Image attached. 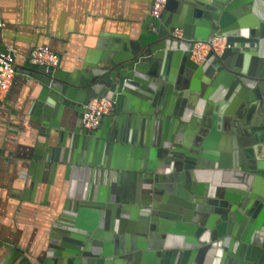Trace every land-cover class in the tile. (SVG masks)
I'll return each instance as SVG.
<instances>
[{"label": "water", "instance_id": "obj_1", "mask_svg": "<svg viewBox=\"0 0 264 264\" xmlns=\"http://www.w3.org/2000/svg\"><path fill=\"white\" fill-rule=\"evenodd\" d=\"M198 1L199 7H192L186 0H168L162 16H149L139 30L110 33L121 39L116 54H106L99 44L72 71L62 66V58L58 67L30 60L37 47L55 51L50 44L36 46L19 63L0 29V56L9 54L16 75L24 74L41 88L29 110V122L35 123L30 128L36 130L31 167L48 171L47 191L63 169L69 182L65 209L46 246L38 253L8 247L0 252L1 264H127L121 257L129 253L130 264L264 263L259 147L251 150L252 158L232 161L221 149H207L200 137L193 142L197 161L188 166L189 144L175 130L187 127L189 115L196 119L202 100L218 128L242 104L252 108L255 118L251 123L236 118L241 125L247 122L249 136L255 137L252 145L264 143V0ZM177 28L182 38L173 34ZM215 37L227 39L225 51L194 62V45ZM103 97L114 102L113 113L97 129H85L86 106ZM143 99L149 104L142 105ZM5 105L0 100L2 124L15 128V134L22 125L29 130L26 119L17 124L7 118ZM141 119L159 121V132L139 137L135 125ZM176 153L183 160L178 162ZM95 168L124 175L123 187L118 189L122 181H117L94 190L89 171ZM168 179L171 184L160 183ZM43 180V175L34 177L29 189L18 191L35 193ZM86 184L88 192L75 195ZM59 189L60 197L64 188ZM158 215L165 218L151 227ZM117 233L122 236L115 238Z\"/></svg>", "mask_w": 264, "mask_h": 264}, {"label": "crops", "instance_id": "obj_2", "mask_svg": "<svg viewBox=\"0 0 264 264\" xmlns=\"http://www.w3.org/2000/svg\"><path fill=\"white\" fill-rule=\"evenodd\" d=\"M186 2V5L199 7L198 0ZM152 5L153 0H0V29L4 33L5 43L10 51H15L19 63L29 59L30 51L36 46L50 44L61 55L62 66L72 71L81 67L83 59L99 44L106 54H116L115 49L121 39L110 33L131 34L133 30H139L142 23L152 16ZM103 33L109 35L103 36ZM199 88L203 89V85ZM40 90L24 74L16 75L11 90L1 100L6 102L3 109L7 118L11 116L17 124L26 119V127L29 128L25 130L22 125L20 133L15 134L16 129L2 124L0 118V151L3 149L6 153L5 157L3 153L0 154L1 253H6L8 247L38 253L46 246L52 226L64 211L68 198L69 182L64 180V169L59 173L57 182L47 191L48 171L42 166L32 168L31 159L28 158L35 141L32 136L36 135V130L30 128L35 123L29 122V110ZM142 101V105L149 104V101ZM196 113L194 121L191 115L185 121L187 127H175L178 137H184L187 141L201 137L207 149H221L232 161L252 158L251 150L256 147L251 141L248 143L250 128L247 122L241 125L236 118L246 117L251 123L255 113L249 106L240 104L234 107L232 114L228 115L230 120L223 124V128H218V122L213 121V114L205 107V100L197 105ZM158 126L161 127L159 121L142 119L135 125L142 139L152 135L153 131L158 133ZM214 134H218V139L215 140L217 136ZM37 139L43 140L42 137ZM23 162H27L28 166H24ZM42 175L44 180L38 183L35 193H19L18 190L30 188L34 177ZM94 176L95 171L91 169L90 180ZM116 182L113 178L108 184L112 186ZM119 184L118 189L123 187L124 181L120 187ZM100 185H107V180L93 186L97 188ZM60 186L64 190L59 197ZM86 192L87 184L84 189L78 188L75 195Z\"/></svg>", "mask_w": 264, "mask_h": 264}, {"label": "built area", "instance_id": "obj_3", "mask_svg": "<svg viewBox=\"0 0 264 264\" xmlns=\"http://www.w3.org/2000/svg\"><path fill=\"white\" fill-rule=\"evenodd\" d=\"M168 0H153L151 14L155 18H160L165 12ZM2 26V24H0ZM174 36L182 38L184 33L181 28L173 32ZM227 47V39L224 37H215L208 42H197L192 51V60L198 64L206 61L211 52L217 55L222 54ZM30 60L36 64L58 67L61 64V57L49 47H37L30 55ZM15 70L12 65V59L9 54L0 56V100H3L13 85L15 80ZM114 111V102L106 97L94 98L86 106L82 123L85 129L95 130L105 116H109ZM264 264V263H263Z\"/></svg>", "mask_w": 264, "mask_h": 264}, {"label": "flooded vegetation", "instance_id": "obj_4", "mask_svg": "<svg viewBox=\"0 0 264 264\" xmlns=\"http://www.w3.org/2000/svg\"><path fill=\"white\" fill-rule=\"evenodd\" d=\"M264 36V35H263ZM251 103H253V102H251ZM250 109H252L251 107H250ZM263 118H264V111H263ZM263 127H264V121H263ZM262 133H263V135H264V130H262ZM263 135H261L260 137H262ZM250 137V140H248V143L251 141V139H252V141H254L255 142V137L253 138V137H251V136H249ZM264 137V136H263ZM191 140L190 141H187V143L189 144L188 146H187V149H189V151H190V153L191 154H189L188 156H186V157H184V162H186V165H188V166H191L192 164H191V162H195V161H197L196 160V157H195V155L196 154H194L193 153V142H194V138H190ZM253 146H255V147H259V150H258V154H259V157H261V156H263L264 157V155H263V152H264V150H262L261 149V146H263L264 147V143L263 144H256V143H254L253 144ZM177 154V153H176ZM174 158V160H176L177 159V161L179 162L182 158H183V154L182 155H179V154H177V158L175 159V157H173ZM163 160H166V158H164V159H162V161ZM183 160V159H182ZM188 162V163H187ZM185 164V163H184ZM36 167V166H35ZM172 169H174L173 171H177V169H176V167L174 166V167H172ZM172 169H168L169 171H171ZM94 171H95V176L94 177H92L91 178V180H93V183L95 184V183H97V182H99V183H102V182H104V181H106L107 180V184L109 183V181L110 180H112L113 178H115V180L116 181H124V180H126V178H125V176L124 175H122V176H119L118 175V177L119 178H117V176L115 175V174H113V172L111 171V170H109V169H107V173H104L103 174V172H104V170H102L101 168H95V169H93ZM170 175V174H169ZM103 178L104 180L103 181H99V178ZM139 178V177H138ZM97 179H98V181H97ZM161 184H163V185H167V184H171L170 182H169V179L167 180V181H165V182H160ZM92 184V183H91ZM90 188V187H89ZM96 187L94 186V188L93 189H95ZM155 197V196H154ZM154 197H153V202L155 203L156 201L154 200ZM150 201H152V198H150ZM161 201V200H160ZM160 203V202H159ZM161 204H163L162 203V201H161ZM150 208V207H149ZM153 210V209H152ZM154 212V211H153ZM157 212H160V210H157ZM165 217H163V216H160V215H158L156 218H155V220H153L152 219V221H151V227L153 226V225H157V224H159V223H161L162 221H163V219H164ZM151 233L152 232V230L151 229H149V231H148V233ZM116 236H122L121 235V233H117V234H115V238H116ZM114 240H116V239H114ZM124 242H125V240H123ZM115 244H116V242H115ZM129 255H131L130 253L129 254H127V255H125L124 257H121L127 264H130V256ZM125 264V263H124Z\"/></svg>", "mask_w": 264, "mask_h": 264}]
</instances>
